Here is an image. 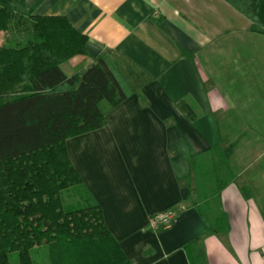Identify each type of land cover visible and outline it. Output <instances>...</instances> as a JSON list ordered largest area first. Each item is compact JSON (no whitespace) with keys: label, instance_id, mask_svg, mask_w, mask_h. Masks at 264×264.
Segmentation results:
<instances>
[{"label":"crops","instance_id":"0c3cea01","mask_svg":"<svg viewBox=\"0 0 264 264\" xmlns=\"http://www.w3.org/2000/svg\"><path fill=\"white\" fill-rule=\"evenodd\" d=\"M25 3L32 15L63 16L86 35L88 53L63 62L65 75L109 50L132 89L113 108L101 103L103 127L65 142L89 203L100 206L131 264H264V125L251 123L264 124V37H239L260 61L241 55L249 98L233 115L199 61L214 51L212 35L231 33L234 20L250 31V21L225 0ZM185 98L196 107L194 120L177 106ZM217 175L222 187L213 200ZM207 200L223 219L226 243L208 233L200 215ZM170 208L177 211L171 226L151 229L150 217Z\"/></svg>","mask_w":264,"mask_h":264},{"label":"trees","instance_id":"16d2710c","mask_svg":"<svg viewBox=\"0 0 264 264\" xmlns=\"http://www.w3.org/2000/svg\"><path fill=\"white\" fill-rule=\"evenodd\" d=\"M225 1L250 21L251 32L264 35V0ZM0 32L25 37L0 45V264H9L12 252L18 264H35L32 252L41 245L50 264H131L100 206L89 203L65 146L67 138L105 125L102 102L113 108L132 90L114 55L105 51L65 75L63 62L88 53L86 35L63 16L32 15L25 0H0ZM188 99L177 106L194 120ZM221 187L217 175L213 200ZM67 190L76 200L66 204ZM203 205L208 233L226 243L222 217L209 210L212 200Z\"/></svg>","mask_w":264,"mask_h":264},{"label":"rangeland","instance_id":"374dc122","mask_svg":"<svg viewBox=\"0 0 264 264\" xmlns=\"http://www.w3.org/2000/svg\"><path fill=\"white\" fill-rule=\"evenodd\" d=\"M234 14L237 15L235 11ZM234 27L235 28L231 33L212 35L215 39L213 45L211 46L214 48V51L205 55L206 60H204L203 57L199 58V61H201V63H203L209 71H212V74L214 75V78H211L209 83L216 84L224 98L234 105V108L232 107L233 110L229 112V115H233V113H238L242 110L245 106L244 100L247 99V97L249 98V96H247V91L242 89L244 87V83L242 82L244 77V66L242 65L241 55L246 57L250 64L251 62L256 64L260 61V58L256 54V48H252L251 45H247V43L240 42L239 37L248 33L257 37V39L258 37H264L259 33L257 34L251 31H242L241 28H243V25L241 23H236V20H234ZM230 36L232 37L231 42L229 38ZM21 37L22 34L18 32H2L0 40L1 38H5L6 40L4 39V42L2 43H6L7 41L14 40L15 38L21 39ZM207 51L205 53H207ZM255 104L259 103L256 101ZM257 108H255V110H257ZM255 115H258V113ZM256 122L258 121H253L251 123L259 126L264 125ZM62 196L64 197V202L66 204L76 200L72 197L71 190L63 191ZM32 258L34 259L35 264H50L47 255V247L44 245L34 248ZM9 264H18L16 252L10 253Z\"/></svg>","mask_w":264,"mask_h":264},{"label":"built area","instance_id":"2783aa9c","mask_svg":"<svg viewBox=\"0 0 264 264\" xmlns=\"http://www.w3.org/2000/svg\"><path fill=\"white\" fill-rule=\"evenodd\" d=\"M176 214L177 211L173 208L158 212L150 217L148 225L153 230L166 229L171 226Z\"/></svg>","mask_w":264,"mask_h":264}]
</instances>
